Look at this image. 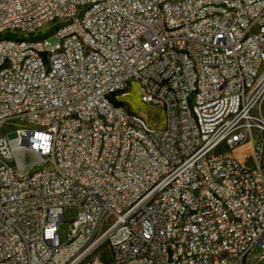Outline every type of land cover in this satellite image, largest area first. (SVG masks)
<instances>
[{
	"label": "built area",
	"instance_id": "obj_1",
	"mask_svg": "<svg viewBox=\"0 0 264 264\" xmlns=\"http://www.w3.org/2000/svg\"><path fill=\"white\" fill-rule=\"evenodd\" d=\"M263 101L264 0H0V264L263 258Z\"/></svg>",
	"mask_w": 264,
	"mask_h": 264
},
{
	"label": "rangeland",
	"instance_id": "obj_2",
	"mask_svg": "<svg viewBox=\"0 0 264 264\" xmlns=\"http://www.w3.org/2000/svg\"><path fill=\"white\" fill-rule=\"evenodd\" d=\"M56 38L54 36L49 37V41L54 43ZM130 109L135 113L141 115L145 118L152 129H158L163 126L164 116L161 109L153 104H144L140 102L139 96L136 91L132 90L131 93L123 97ZM262 113L264 115V101L262 103ZM74 217V212L67 210L64 213V219L58 225L59 237L62 241H65L70 233L71 220ZM261 250L256 247L252 252L246 256L243 264H264V254L263 258H260Z\"/></svg>",
	"mask_w": 264,
	"mask_h": 264
}]
</instances>
